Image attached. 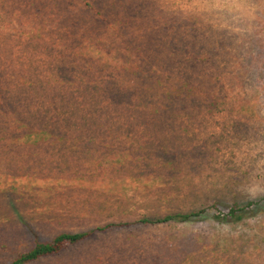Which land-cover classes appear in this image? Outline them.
I'll list each match as a JSON object with an SVG mask.
<instances>
[{"label": "rangeland", "instance_id": "obj_1", "mask_svg": "<svg viewBox=\"0 0 264 264\" xmlns=\"http://www.w3.org/2000/svg\"><path fill=\"white\" fill-rule=\"evenodd\" d=\"M108 225L26 264H264V0H0V264Z\"/></svg>", "mask_w": 264, "mask_h": 264}, {"label": "trees", "instance_id": "obj_2", "mask_svg": "<svg viewBox=\"0 0 264 264\" xmlns=\"http://www.w3.org/2000/svg\"><path fill=\"white\" fill-rule=\"evenodd\" d=\"M203 211L191 212V213H178L174 215H168L163 218L158 219H149L144 218L139 220L140 223H147V224H158L164 223L169 221H191L200 215H202ZM230 217L237 218L238 220L243 218V214H237L236 209H232L230 212ZM228 216H224L223 219L227 220ZM108 226L98 227L89 231L85 232H78V233H61L57 235L52 241L50 242H37L35 243L34 247L28 251L27 253L22 254L19 258H17L12 264H26L29 262L37 261L42 257L60 253L63 248L69 244H76L83 241L86 237L91 235L97 231H104Z\"/></svg>", "mask_w": 264, "mask_h": 264}]
</instances>
